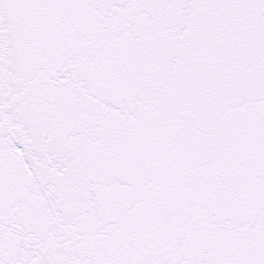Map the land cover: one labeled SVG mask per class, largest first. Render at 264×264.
<instances>
[{"label": "snow or ice", "instance_id": "1", "mask_svg": "<svg viewBox=\"0 0 264 264\" xmlns=\"http://www.w3.org/2000/svg\"><path fill=\"white\" fill-rule=\"evenodd\" d=\"M0 264H264V0H0Z\"/></svg>", "mask_w": 264, "mask_h": 264}]
</instances>
